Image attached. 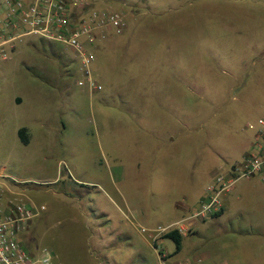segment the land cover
<instances>
[{"label":"rangeland","instance_id":"obj_1","mask_svg":"<svg viewBox=\"0 0 264 264\" xmlns=\"http://www.w3.org/2000/svg\"><path fill=\"white\" fill-rule=\"evenodd\" d=\"M91 1L126 23L114 83L79 85L75 52L37 35L0 61V185L45 207L20 235L25 249L54 264H160L161 251L185 261L211 248L203 264L233 251L264 264L262 175L238 178L220 216L193 217L215 176L249 155L246 124L264 115V0H197L211 12L189 21L188 0ZM108 47L93 49L97 81ZM157 225L180 229L178 252L164 233L153 241Z\"/></svg>","mask_w":264,"mask_h":264},{"label":"built area","instance_id":"obj_2","mask_svg":"<svg viewBox=\"0 0 264 264\" xmlns=\"http://www.w3.org/2000/svg\"><path fill=\"white\" fill-rule=\"evenodd\" d=\"M125 27L121 14L95 5L91 0H0V61L8 59L24 37L37 35L70 47L84 70L85 79L77 83L87 85L90 91H100L102 84L90 72L95 60L93 49L110 32L122 34ZM246 128L253 132L249 155L231 173L215 176L208 188L209 195L193 217L205 218L219 211L222 194L229 191L238 178L251 175L264 178V115L248 122ZM44 208L43 205L32 206L18 196L7 197L0 185V264H54L48 251L30 254L20 239L29 221ZM169 227L157 225L151 232L153 241ZM171 259L164 251L159 252L161 264H201L200 258L175 262Z\"/></svg>","mask_w":264,"mask_h":264},{"label":"crops","instance_id":"obj_3","mask_svg":"<svg viewBox=\"0 0 264 264\" xmlns=\"http://www.w3.org/2000/svg\"><path fill=\"white\" fill-rule=\"evenodd\" d=\"M197 0H188V1H186V3L184 4V6H186V10H185V13L186 14H189L188 15V21L190 20V17H193V18H197V17H204L205 16V14H204V12L206 13L207 12V14L209 13V12H211V9H210V7H200L198 4H197V2H196ZM202 1V0H201ZM204 1H209V0H204ZM234 1V0H233ZM193 3V5L194 6H192V9L193 10H189L190 9V6H189V8H187V6L188 5H191ZM188 4V5H187ZM182 8V7H181ZM178 9V8H177ZM177 9H175V8H173L172 10H177ZM187 11V12H186ZM178 13H179V10H178ZM206 18H210V16H208L207 15V17H205V19ZM181 25V24H180ZM182 26V28H185L186 27V24H182L181 25ZM223 26V28H229L230 29V27H227L226 26V24L225 25H222ZM181 28V29H182ZM106 41H108L109 42V47H111V48H109V52H108V54H107V56H106V58H105V64H106V68H105V70L104 71H102V73L99 75L100 77V79H99V81H100V83H102V86H103V88H104V86L106 85V83H114V81H113V79L110 77L111 75H113V72H116L115 71V63L117 62V35H115V34H113L112 32H110L109 33V35H108V37L104 40V41H102V42H100L98 45L99 46H101L102 45V43H104V42H106ZM72 50V49H71ZM109 65H111L112 66V68L110 69V68H108V66ZM110 67V66H109ZM235 184V183H234ZM234 186V185H233ZM229 192H230V190L229 191H227V192H225V193H223L222 194V201H223V207H225V205H224V201H226L227 199H228V195H229ZM221 214H223V213H221ZM220 214V215H221ZM220 215H218V216H220ZM202 222V221H201ZM197 225V224H196ZM197 228V227H196ZM196 232V234L198 233V230H196L195 231ZM263 236H260L259 237V239L258 240H256V242H255V244H257L258 246L257 247H259V246H262V245H264V239L262 238ZM183 238H184V236H183ZM157 241L158 240H156V243H157ZM254 241V240H253ZM250 242H248V244H249ZM250 245V244H249ZM237 247H242L243 248V246H242V244H241V246H237ZM245 248H246V246H244ZM251 246H249V248H250ZM260 248V247H259ZM215 252V250L213 249V248H211L210 250H207V251H204L203 253H201V254H198V253H196V254H194V256H193V259H189V260H194V259H197V258H200L201 259V263L203 264V262L204 261H207V260H210L211 259V257L213 256V253ZM217 252V251H216ZM198 254V255H197ZM170 255V254H169ZM235 255H237V253L235 252V251H233L232 253H231V256H227L228 258H226V260L227 261H225V263L224 264H233L234 262H236V263H238V264H242V263H244V264H248L249 263V261H247V259H244V260H242L243 258H241L240 257V259L238 258V259H236V257H234ZM176 260H174L173 262H175ZM159 263H160V261H159ZM236 263H234V264H236ZM161 264V263H160ZM207 264H212V263H207ZM250 264V263H249ZM251 264H257V263H255V262H253V263H251Z\"/></svg>","mask_w":264,"mask_h":264},{"label":"trees","instance_id":"obj_4","mask_svg":"<svg viewBox=\"0 0 264 264\" xmlns=\"http://www.w3.org/2000/svg\"><path fill=\"white\" fill-rule=\"evenodd\" d=\"M17 133H18V136H19V138H20L22 143H24V144L29 143L30 137H29V133H28L27 128L22 127L20 129H18ZM81 185H83V184H81ZM90 211L91 212L93 211L92 208H90ZM221 213H222V210L217 212V213H215L214 216H218ZM161 238L171 239L174 242V244H175V252H178L181 249L183 235L177 228H173V229H170V230L166 231L161 236Z\"/></svg>","mask_w":264,"mask_h":264}]
</instances>
